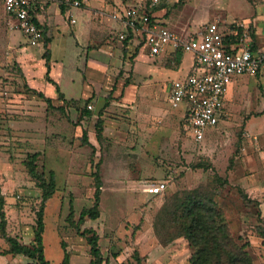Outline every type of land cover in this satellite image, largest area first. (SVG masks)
<instances>
[{"label": "rangeland", "instance_id": "obj_1", "mask_svg": "<svg viewBox=\"0 0 264 264\" xmlns=\"http://www.w3.org/2000/svg\"><path fill=\"white\" fill-rule=\"evenodd\" d=\"M88 2L112 4L113 0H82L80 8ZM57 3L60 7V2ZM233 4V0H161L158 7L165 8L168 14L167 18L162 17V22L179 32L178 26L197 30L216 13L241 14L242 7L237 11ZM9 31L8 21L2 22L0 38ZM29 49L37 55L42 53V57L45 54L42 46ZM140 51L134 72L127 80L132 83V98L140 108L148 109L151 116L143 121L134 116L127 118L125 140L115 143L117 140L111 142L106 138L93 151L90 144H83L82 138L81 141L76 136L63 138L58 122L70 118L72 111L67 107L64 114L53 111L34 95L37 93L28 84L18 56L6 43H0V188L6 199L8 235L25 244L33 240L41 191L28 174L24 161L29 154L39 152V171L52 170L57 184L44 216L45 257L50 264L62 262V242L70 252L71 264L90 263L86 239L76 233L66 218L71 201L75 220L83 209L93 206L94 173L100 174L103 181L101 215L97 220L87 219L82 229L89 226L99 234L107 264L133 262L135 248L145 258L144 264H191L194 250L188 240L182 237L168 246L162 245L155 232V219L168 199L176 193L193 190L214 197L232 239L239 246L249 243L247 251L254 264H264L263 240L256 233L260 207L245 204L238 187L232 185L236 177H229L228 172L238 166L248 134L264 131V75L238 78L226 101L228 117L216 129H209L205 141L198 143L183 118L185 107L173 108L170 102L171 85L185 80L191 72L192 53H184L178 65L165 55L150 57L147 48ZM51 59V81L47 66L39 60L33 61L36 70L33 84L46 96H55L57 84L72 92L76 86L62 78L63 57L56 45L52 47ZM117 161L122 172L115 181L109 170ZM201 164L208 167L196 168ZM218 177L228 182L231 178L232 184L225 186ZM133 178L146 184V202L145 194L136 190L140 185L128 182ZM161 181L166 184L164 194L151 195L148 185ZM8 249L9 244L0 233V264L30 262L23 256L13 257Z\"/></svg>", "mask_w": 264, "mask_h": 264}, {"label": "crops", "instance_id": "obj_2", "mask_svg": "<svg viewBox=\"0 0 264 264\" xmlns=\"http://www.w3.org/2000/svg\"><path fill=\"white\" fill-rule=\"evenodd\" d=\"M233 3L236 4L233 5L237 11L239 7H242L241 14H238L240 16L235 15L234 12L225 15L216 13L213 17L209 14V20L199 25L197 30H193L190 26H178L179 33H195L215 21L243 20L251 26L254 47L264 51V0H233ZM125 6V0H113L112 4L88 2L82 8H73L69 4V8L64 12L57 2L52 1L49 4L45 3L44 10L40 11L37 17V22L45 33V39H49L48 48L51 58L53 46L56 45L61 50L62 64H64L62 78L70 85L76 86L72 87V92H70L69 89L62 88L57 84L55 96L44 95L52 101L54 106L63 107L64 110L66 108L64 101L77 105L69 107L72 111L71 117H65L58 124L63 131V138L68 136L69 139L76 136V139L81 141L83 133L86 131L93 151H97L99 142L96 130L92 128L95 127L100 117L104 122L103 140L107 138L111 142L117 140L115 143H121L127 137L126 126L128 124L125 123L127 118L134 116L136 120L143 121L146 117L151 116L148 109L140 108L136 104L137 101L132 98L133 91L130 88L132 83L127 80L129 74L134 72L135 60L141 52V48L132 44L134 42L126 44L118 38L123 26L115 15H118ZM1 7L0 24L8 21L10 31L0 38V43H6V46L18 56L32 91L41 92L40 88H36L33 84V81L36 80L33 61L39 60L46 66V60L42 57V53L37 55L29 49L30 47L20 31L12 29V19L5 12L2 4ZM71 10L73 11L71 12ZM155 13L161 23L167 26L162 22V17L167 18L168 16L166 9L157 7ZM171 30L173 29L171 28ZM52 65L51 59L50 71ZM52 82L54 84L55 81L52 80ZM233 85L228 94L232 91ZM34 95L37 94L34 93ZM41 101L44 99L41 98ZM88 105H92L93 108L89 110ZM185 115L186 111L184 120ZM174 117L181 121V118ZM210 130L206 132V137L210 134ZM253 133L248 134L249 138L245 142L243 154L239 158L238 166L241 169L239 170L236 166L234 171H228L229 177L230 175L236 177V182L232 184L231 178L229 182L258 203L262 217H264V131ZM251 135H254V138L250 137ZM253 139L256 142H253ZM105 170L103 175L106 174ZM121 172L122 167L118 161L113 163L109 170L115 181H118L117 178ZM241 178H244L245 181H241ZM136 181L135 178L128 180L131 184L140 185V188L136 190H141L145 194L146 202V184L142 185ZM88 228L92 227L88 226Z\"/></svg>", "mask_w": 264, "mask_h": 264}, {"label": "built area", "instance_id": "obj_3", "mask_svg": "<svg viewBox=\"0 0 264 264\" xmlns=\"http://www.w3.org/2000/svg\"><path fill=\"white\" fill-rule=\"evenodd\" d=\"M0 3L12 19V29L22 33L27 45L44 47V33L36 22V14L44 10L45 2L0 0ZM125 3V8L115 15L123 26L119 40L131 35L130 42L147 48L150 57L192 53L191 72L185 80L171 85L170 102L173 108L185 107L188 130L196 142H204L206 132L228 117L227 95L238 78L264 75V51L253 49L251 26L243 20L215 21L195 33H179L157 18L155 9L161 0H125ZM81 4L82 0L70 1L74 8H80ZM87 108L91 110L93 106ZM148 190L151 195L160 196L166 184L153 183Z\"/></svg>", "mask_w": 264, "mask_h": 264}, {"label": "trees", "instance_id": "obj_4", "mask_svg": "<svg viewBox=\"0 0 264 264\" xmlns=\"http://www.w3.org/2000/svg\"><path fill=\"white\" fill-rule=\"evenodd\" d=\"M46 4L52 1L60 2V7L65 12L69 8L70 2L68 0H43ZM39 12L36 14V18ZM37 22V20H36ZM38 23V22H37ZM39 25V24H38ZM40 27V25H39ZM41 28V27H40ZM42 29V28H41ZM43 31V29H42ZM44 33V31H43ZM128 37L124 42H130ZM49 39H45L44 33V47L45 54L43 58L46 60L47 76L50 74V50L48 48ZM253 49L257 50L254 45ZM183 53L177 52L167 57V60L175 61L180 64ZM22 73V72H21ZM259 76V75H258ZM51 81V80H50ZM36 92V91H35ZM40 98H43L47 103L48 108L53 111H61L63 114L65 110L63 107H55L49 98L41 92H36ZM62 97V95H60ZM63 98V97H62ZM64 106L69 108L74 105L73 102L64 101ZM87 114H89L87 112ZM103 124L101 117L95 124L96 137L99 143L103 140ZM83 144L89 145L87 132L84 131L82 137ZM40 153L36 152L29 154L24 161L28 174L36 183L41 191L40 206L36 213L35 227L33 228L34 237L30 244L20 242L16 237H12L7 233V218L5 212L6 199L2 194L0 188V233L9 244L8 253L13 257L23 256L30 260L27 264H50L45 257L44 247V232H45V207L47 202L54 196L57 191L56 174L50 170L47 172L46 168L39 171ZM208 166L201 164L196 168H206ZM96 178L95 185V202L91 208H85L80 212L78 220H75V209L71 201L69 214L66 221L76 231V233L85 238L89 246V255L91 257L89 264H107L108 259L104 257L100 246V236L93 228H83L86 220H97L100 218V197L102 193L103 181L100 174L94 173ZM220 181L226 186L229 182ZM241 198L246 205H258L251 200L247 193L239 189ZM259 224L256 226V233L259 238L263 240L264 245V217L261 212L258 214ZM222 214L218 210V204L213 196L208 193H201L199 190L184 191L176 193L172 198L168 199L161 209L158 211L155 219V232L162 245L168 246L173 241L179 238L188 240L194 252L190 258L191 264H254V260L247 251L249 243L239 246L230 234L227 224L222 219ZM62 249L64 257L60 264H71V255L67 250L65 242H62ZM118 257V254H114ZM133 262L127 264H144L145 258L140 255V252L135 248L132 255Z\"/></svg>", "mask_w": 264, "mask_h": 264}]
</instances>
